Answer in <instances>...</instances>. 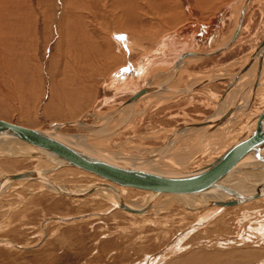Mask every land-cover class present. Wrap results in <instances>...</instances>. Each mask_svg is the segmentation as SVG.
I'll return each instance as SVG.
<instances>
[{
	"label": "rangeland",
	"instance_id": "1",
	"mask_svg": "<svg viewBox=\"0 0 264 264\" xmlns=\"http://www.w3.org/2000/svg\"><path fill=\"white\" fill-rule=\"evenodd\" d=\"M244 1L0 0V118L50 133L61 125L55 134L110 157L156 153L184 169L205 166L264 115V72L252 83L264 0ZM166 43L186 51L167 54ZM234 84L213 126L218 97ZM155 85L159 93L124 103ZM206 124L208 136L198 128ZM15 145L0 140V264L264 263V197L192 210L166 192L130 213L100 187L75 196L37 179L6 182L39 170L66 190L113 185L131 206L151 191L65 165L51 171L45 158L7 153ZM178 153L192 158L179 163Z\"/></svg>",
	"mask_w": 264,
	"mask_h": 264
},
{
	"label": "bare ground",
	"instance_id": "2",
	"mask_svg": "<svg viewBox=\"0 0 264 264\" xmlns=\"http://www.w3.org/2000/svg\"><path fill=\"white\" fill-rule=\"evenodd\" d=\"M248 1L249 0H245L244 1L245 5L248 3ZM132 45H133L132 47L138 46L134 42L132 43ZM263 55H264V45H260V43H259V45L256 47L255 52H254V54L252 56V58L254 57V59H255L254 61L258 62V66L256 64V68L257 69L255 70V73L253 75L254 79L252 81L253 85L255 86L254 89L261 82V78H262V75H263V72H264V70H263V68H264V57H263ZM260 62H263V64H261ZM151 64H153V62H151V63L148 62V64L145 65L144 72L149 70ZM251 65H252V63L245 64L244 67H243L242 73L247 72L249 70V68L252 67ZM141 69H142L141 67L138 69L139 73H141ZM246 75H247V73L246 74H241V76L239 78V81L243 80V77L246 76ZM246 77H248V76H246ZM263 81L264 80L262 79V82ZM240 82H242V81H240ZM252 83H251L250 86H252ZM246 85H248V84H246ZM157 88H160V86L159 85L158 86L155 85V86H152L151 88L148 87V88H145V90H140V91L137 92L139 94L136 97L132 98L133 97V95H132V96H130V100L128 101V99H127L126 101H124V103L126 102V103H131L132 104V101H134V100H139V99H141L143 97L150 96L151 94L159 93V91L161 89H157ZM239 88L240 87H238L237 84H234L232 86L233 90H231L230 87H228L218 97V101L216 103L217 104V109L219 110L218 120L216 119L217 122L213 126L216 125L218 128L221 126L222 120H223V117H224L223 116L224 115L223 114L224 111H222L221 106H222V104L225 106V103L228 100V98L230 97L231 92L232 91H239ZM240 90H242V89H240ZM229 93H230V95H229ZM238 95H240V94H238ZM232 99H230V100H232ZM262 116H263L262 114L261 115H257L256 116L257 117L256 120L253 121V123H251V125H253L255 123L254 124L255 128L253 130H251V128H249L251 126L250 123H249V125H247L249 127L244 128L243 133H242L241 136H238L237 139H235V141L231 142L229 146H227V147L225 146L223 151L220 152L215 157L216 159L213 160V158H211V159L207 160L206 163H205V166H202V167H210V168H212L213 165L214 166L217 165L219 163L218 157L220 155H222L225 152H229V151L235 150L236 148H238V147L242 146L243 144L247 143L250 140V138H254L255 142L259 141V139L264 141V126H260L261 129H257L255 131L256 127H258L257 125H258V123L260 121V117H262ZM214 117L216 118V115H214ZM215 118H212L211 121L213 122ZM0 120L6 121L10 125H13V126H10V127L0 126V140H2V139L8 140L9 139V140H12L13 142L17 143V145L12 146L14 149L11 148V147L8 148V152L7 153L10 154L12 152L14 154L16 153V154L23 155V156L27 155V156H30V157L34 156V157L45 158V159L51 161L56 166V167L55 166L50 167L49 170H51V171L53 169L57 168V167H61V165L62 166L65 165V166H68V167L78 168L80 170H83L84 172L86 171L85 173H87V172H89V174L93 173L95 175H98V176L106 179V180H109L110 182L117 183V184H120L122 186H130V185L121 184L120 182H115L114 180H111V179H108V178H106L104 176H101V175L97 174L94 171L87 170L86 168H83V167L79 166L78 162H75L72 158L68 159V158L57 157V156H55V155H53V154H51V153H49L47 151H44V150H42L40 148H37V147H35V146L23 141L22 140L23 136L28 135L27 133H23L24 129L25 128L28 129L29 127H26V126H23V125H20V124H14V123H11L10 121H7V120L1 119V118H0ZM71 123L73 124V123H77V122H75V121L73 122L72 121ZM57 127H61V125L53 126V131H51V133L46 131V130L38 129V128H29V129L43 130L44 132L52 135L53 137H55L56 139L60 140L61 142L72 144V145L75 146V148L78 147L77 149L88 151V152H90V153H92L94 155L100 156L102 158H106V159L108 158L110 160H115V161H117V162H119L121 164L130 166V167L135 168L137 170H140L142 172L150 173V174H154V175H158V176L184 175L185 172H192L194 170L202 168V167H199V168L197 167V168H193V169H186V168L184 169L183 167H179L178 165L171 164L172 162H169L170 164H168V162H163V158L167 157L168 155H166L164 157L162 156L163 157L162 158L160 154H156V153L155 154L153 153L154 155L150 154L149 156H145V157H138V156L137 157H132L131 156L128 159H124L123 157L117 158L114 155H113L114 157H110V155H107L102 150L97 149L95 151L96 148L94 150H92L91 148L86 147L82 142H80L79 138H77V137H75V138L71 137V139H69L68 137L66 138L65 136L64 137L60 136V134H58V133L55 134L56 133L55 129ZM198 128H200L199 131H201V130L204 131L207 136L211 134V133L208 134L210 131L209 132L207 131L209 128L212 129V126H209V124L202 125L201 127H198ZM213 130H215V129H213ZM254 131H255V136L252 137V134H253ZM180 133H183V131H178L174 135L175 136L177 134L180 135ZM60 137H62V138H60ZM168 149L171 150V145L168 147ZM164 153H163V155H164ZM179 154L180 153H178L177 155L176 154L172 155L173 157L176 155V157H174V159L177 160L179 163H180V161L183 162V163L184 162L186 163V161L188 162L192 158V157L190 158L189 154H182L180 156H179ZM192 156H194V155H192ZM263 158H264V144L257 152L254 153V157L249 155V156L241 159L239 161V163H237V164L235 163L236 165L234 164L235 166L233 165L229 170H227L225 172H222V173H219V174L213 176L212 178H209V180L198 184L196 187L192 188L191 190L190 189L189 190H179V191H169V190L152 191L151 190L150 194L148 195V197L145 200H143L141 203L139 202L140 203L139 205H135V206H131L129 204H126V203H123V202H119V200L121 198V193L113 185L110 186L109 184L96 183V185H91V186L87 187L86 189L79 190V191L66 190L64 187H62L63 185L62 186H58V185L55 184V186H54L53 183H51L49 181H46L45 178L43 177L44 173L39 171V170L36 171V172L35 171H26V172H22V173H15V174H11V175H6L4 179L6 180V182L7 181L8 182L9 181H17V180H21V179H31V178L32 179H37V180H40L44 185H46L48 188H50L52 190L53 189L54 190L61 189L63 191L65 190V191H67V193H71V195H75V196H81L82 194L83 195H87L88 193H91L92 191H94L96 189H99V187H100V188L103 189V191L105 192L104 194H106V196L111 197L114 200H116V204L118 205V208H120V209H122L124 211L130 212V213L141 212L146 207H148L155 200V198L158 195H160L162 193H166V192L171 193L174 196L176 195V196L180 197V199H181V196H183V198L185 197V200H184L183 204L185 206H187L188 208L192 209V210H195V209L197 210V209H199V207H204L205 206L204 203H206V202H207L206 206L208 205V203L213 202L211 204H213L215 206L223 207V206H225L227 204L234 203V202L240 201V200H246V199H251V198H258L259 199V198L264 197V159ZM130 159L133 160V161H130ZM154 162H159V164L158 163H154ZM182 164H180V165H182ZM159 166L160 167H164L165 166V168L159 169L160 168ZM159 170H160V172H159ZM43 171H46V170H43ZM233 174L234 175L235 174L236 175L240 174L241 178L239 180H237V181H231V179H230L228 183H225L224 181H222V180H224V178L226 179V177L229 176V175L234 176ZM1 184H0V186H1ZM58 187H59V189H58ZM109 187H112V188H109ZM139 188H141V187H139ZM144 189L150 190L149 188H144ZM224 189L229 190V192H226ZM192 194H194V195H192ZM197 203H198V205H197ZM193 204H196V205H193ZM201 204H204V205L202 206ZM245 256H246V254H245ZM258 256L259 255L257 253V257ZM259 263H261V262L259 261Z\"/></svg>",
	"mask_w": 264,
	"mask_h": 264
},
{
	"label": "water",
	"instance_id": "3",
	"mask_svg": "<svg viewBox=\"0 0 264 264\" xmlns=\"http://www.w3.org/2000/svg\"><path fill=\"white\" fill-rule=\"evenodd\" d=\"M259 43L260 45H264V35ZM138 94L139 93L134 94L132 98L136 97ZM129 100L130 98H128V101ZM0 126L10 127L13 125L0 120ZM257 126L255 131L261 129L260 126H264V115L260 118ZM255 131L252 137L255 136ZM23 133L28 134L23 136V141L57 157L72 158L75 162H78L79 166L94 171L115 182L135 187L149 188L152 191L191 190L198 184L209 180V178L229 170L235 163H239L241 159L249 155L254 157V153L264 144L263 140L259 139V141L255 142L254 138H250L251 141L249 140L235 150L220 155L218 157L219 163L215 166L213 165L212 168L202 167L192 172H185L184 175L158 176L142 172L115 160L102 158L88 151L77 149L78 147L75 148L72 144L61 142L43 130L25 128Z\"/></svg>",
	"mask_w": 264,
	"mask_h": 264
},
{
	"label": "crops",
	"instance_id": "4",
	"mask_svg": "<svg viewBox=\"0 0 264 264\" xmlns=\"http://www.w3.org/2000/svg\"><path fill=\"white\" fill-rule=\"evenodd\" d=\"M170 39V38H169ZM173 38H172V36H171V40H172ZM174 40H176V38H174ZM176 42V41H175ZM258 46V45H257ZM256 46V47H257ZM165 47H166V50H165V52L167 53V54H172V53H174V54H176V51H177V54H179V56L181 55V57H182V54L184 53V51H186V50H180L179 48L180 47H176V45L175 46H172L170 43H166L165 44ZM181 47L184 49V44H183V46L181 45ZM179 51V52H178ZM176 54V55H177ZM181 57H179V58H181ZM143 63H141V64H139L140 66L142 65ZM126 67H130L128 64H127V66ZM130 74V73H129Z\"/></svg>",
	"mask_w": 264,
	"mask_h": 264
}]
</instances>
